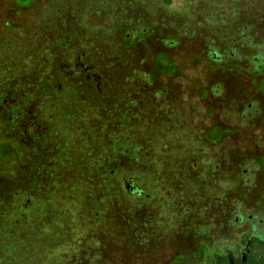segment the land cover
I'll return each mask as SVG.
<instances>
[{"label": "rangeland", "instance_id": "obj_1", "mask_svg": "<svg viewBox=\"0 0 264 264\" xmlns=\"http://www.w3.org/2000/svg\"><path fill=\"white\" fill-rule=\"evenodd\" d=\"M170 1L0 0V79L24 88L48 81L60 110L63 105L75 112L55 138L66 160L45 194L52 207L39 214L43 221L50 215L56 220L57 212L66 215L68 207L73 217L58 219V225L66 223L63 231L52 232L51 226L40 234L41 245L47 242L49 249L38 256V264H213L210 238L229 247L248 236V226L239 228L229 220L230 204L245 215L264 212V165L251 192L250 184L238 182L246 155L260 161L261 151L238 150L237 141L231 158L240 184L233 192L221 183L230 160L226 142H219L215 154L220 166L217 210L206 193L210 179L200 184L179 178L193 163L195 173L211 171L192 137L206 146L203 138L209 133L200 129L205 107L199 96L219 82L215 76L222 75V95L233 102L230 117L236 118L246 97L264 103V69L246 76L250 65L242 59L264 55V0ZM206 47L237 49L239 60L217 70ZM77 57L99 81V91L94 83L91 88L85 84L88 73L74 67ZM65 64L74 69V88L65 77ZM158 104L168 106L165 114H156ZM222 123L218 128L224 134L229 125ZM151 170L154 188L147 181ZM123 177H135L144 192L139 197L142 223L119 195ZM181 188L185 195H179ZM255 253L264 249L255 248Z\"/></svg>", "mask_w": 264, "mask_h": 264}, {"label": "flooded vegetation", "instance_id": "obj_2", "mask_svg": "<svg viewBox=\"0 0 264 264\" xmlns=\"http://www.w3.org/2000/svg\"><path fill=\"white\" fill-rule=\"evenodd\" d=\"M18 1L20 0H15L16 3H18ZM164 3H166L165 0ZM19 6H21V4H19ZM243 33L245 32L243 31ZM204 52L205 55L212 60L211 62L214 63L213 66L217 70L219 66H223L231 60H239L235 59L236 53H239L237 49L220 52L216 48L208 49L206 47ZM79 59L80 58L77 57L74 67H79L81 69L83 64L79 62ZM242 59L246 66L250 65V72H246V76L251 75L250 73L253 70L260 72L264 69V55L262 54H256L254 57H243ZM70 66L71 65L65 64V68L67 69L65 77L71 79V84L74 88V69H70ZM80 71L88 73L85 75L84 80L87 87L91 88V84L94 83L95 88L98 90L99 81L95 75H91L87 68H82ZM220 77H222V75L218 77L215 76V79L219 82H214V85L211 84L208 89H205L206 92H200L201 96H199V101L202 106L204 105L205 107L201 112L204 120L202 125L204 127L201 126L200 129L203 128L202 130L205 129L208 131L209 135L203 138V141L205 145L210 148L207 149V147L201 145L198 140L196 141L195 137H192L194 148H199V150L208 157V162L205 163V165H207V168L211 167V171H205V174L203 172L195 173L194 171L195 168H197V164L193 163V167L190 169L189 173L187 170H183L179 175L180 179H187L189 183L208 184L207 181L210 179V182L208 181L210 191L206 189V193L211 199L212 202L210 204H212L215 210L218 209L219 199L218 171L220 166L217 156L215 155L218 150L219 142H226V146L228 147L227 151L230 152L229 168L226 176H222L223 180L221 181V183L228 184L227 192H233L235 185L238 186V184H240L235 181L233 161L231 158L233 151L236 149L235 147H237L236 141L237 144L240 145L238 150L252 152L255 149L259 152L261 151L260 155L261 158H263L258 161L255 158L253 159L254 156L246 155L247 159H245L244 163H241L243 169L242 174L238 176V182H241V184H250L248 192H251L255 187V177L261 172L264 165V103L257 100L250 101V98L246 97V102L244 100H242L243 103L239 102L240 106L235 114L236 118H234V116L230 117V114H233V102L228 101L222 95L224 87L221 83L223 80ZM18 78L13 81L18 82ZM43 83L42 85H39V83H29L30 85L28 84V86L24 88L18 85L15 86L7 78L5 80L0 79V167L3 169V172H0V215L5 217L14 216L15 212L19 211L28 232L32 230L41 232L42 230H47L46 228L50 230L51 226L54 228L51 229L52 232H56L57 230L63 231V226L64 224L66 226V223L58 225V219L59 221L62 219L63 222H69V216H71V218L73 217V215H70L68 207L65 211L66 215H64V211L61 214L57 212L56 220L52 219L50 215L47 221H43V217L39 215L44 208L50 209L52 207L49 201L51 199H46L45 194L49 193V185L56 179V172H59L58 169L66 160L64 156L67 153H64L63 148L60 150L58 149L55 138H57V135L61 134L59 128L63 125L67 127L65 122L75 113L68 112V108H65L66 106L63 105H61L63 108L61 111L58 102L55 101L59 100V97H56L52 86H47L49 83L48 81H44ZM148 83L149 82L146 81L145 84L148 85ZM67 84L68 79L64 81V88L69 86ZM57 85L60 87V83H57ZM67 90L70 89L68 88ZM162 92L167 93L166 90ZM169 99H171V97H169ZM78 107L79 105L77 104L76 109ZM164 107L167 108L168 106ZM164 107L158 104L156 114H165ZM224 109H226L225 113L222 112ZM228 109L230 111H228ZM234 119H236L237 122L233 121ZM58 121L59 123H57ZM224 121L226 122L224 124L229 125V127L225 128V130H227L226 133L223 134L221 132L223 128L220 127L221 130L218 128V122L223 124L222 122ZM54 123L58 125L54 127ZM235 126L239 129L234 130ZM169 129L173 130L172 127H169ZM63 134L66 136L63 138L62 143L66 145L68 133L64 132ZM199 134L201 133L199 132ZM219 135L222 136L221 139H218ZM2 156L7 158L5 159ZM2 159L5 160L2 162ZM201 162L203 161L201 160ZM130 163L134 165L132 162ZM2 164H4V166H2ZM102 164L104 166L106 163ZM104 167L106 168V165ZM52 168L54 169L52 170ZM186 168L187 167H184V169ZM149 174L147 181L150 187L154 188L155 176L152 170ZM136 179L138 178L136 177ZM116 182L118 181H115V185L117 184ZM119 182L124 186L123 191L119 193V195L125 197L128 203L131 204V207L134 209L132 211L133 215H135L138 222L142 223L140 219L144 217V214L141 213L143 210H140L139 197L142 196L144 192L137 185L135 177H123L119 179ZM152 192L154 193L155 191L153 190ZM185 194L184 188H181L179 195ZM195 200L197 201L198 199ZM230 205L231 213H229V220L233 223H237L239 228L248 226V236L246 239H240L236 244L232 243L229 247L219 244L216 245L212 240L213 238H210L207 244L214 251L213 264H218L220 256L226 258V264H228L229 256L232 257L233 262L241 260V262L244 263L246 261V256L251 252L253 239L255 240L254 243L256 248L264 249V212L245 215L243 208L239 209L238 206L233 208L234 204ZM182 206L183 204L179 203V208ZM186 212L190 211L186 210ZM47 213L50 212L47 211ZM176 213L179 212L176 211ZM152 214L153 217H157L155 213ZM150 215L151 213H149V217ZM38 221H41V223L38 224ZM151 221L153 227L157 225L156 219H152ZM203 236L204 235H200V238Z\"/></svg>", "mask_w": 264, "mask_h": 264}, {"label": "trees", "instance_id": "obj_3", "mask_svg": "<svg viewBox=\"0 0 264 264\" xmlns=\"http://www.w3.org/2000/svg\"><path fill=\"white\" fill-rule=\"evenodd\" d=\"M170 4V0H165ZM26 226L20 215L16 211L14 216L5 217L0 215V264H38V256L49 249L47 242L41 245L40 234L32 230L27 233ZM53 241V236H51ZM255 240L251 245V252L246 256L244 263L241 260L234 261V264H264V253H255ZM218 264H226V258L220 256Z\"/></svg>", "mask_w": 264, "mask_h": 264}, {"label": "water", "instance_id": "obj_4", "mask_svg": "<svg viewBox=\"0 0 264 264\" xmlns=\"http://www.w3.org/2000/svg\"><path fill=\"white\" fill-rule=\"evenodd\" d=\"M228 264H234L233 259L231 256L228 257Z\"/></svg>", "mask_w": 264, "mask_h": 264}]
</instances>
